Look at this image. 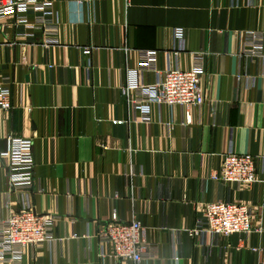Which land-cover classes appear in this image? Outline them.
I'll return each mask as SVG.
<instances>
[{
  "label": "crops",
  "instance_id": "obj_1",
  "mask_svg": "<svg viewBox=\"0 0 264 264\" xmlns=\"http://www.w3.org/2000/svg\"><path fill=\"white\" fill-rule=\"evenodd\" d=\"M50 1L58 45L44 48L42 33L19 37L30 31L13 19L0 32V82L9 77L12 93V109L0 110V153L9 136L33 140V210L56 216L63 240L27 247L23 264H136L102 257L111 250L99 237L114 210L122 223L140 220L160 245L154 261L139 264H264V182L239 188L210 178L232 150L254 157L263 178L264 60L242 52L246 33H264V0ZM177 28L188 48L180 69H190L191 53L205 55V103L188 110L190 124L183 108L167 105H152V122L142 124L122 86L138 50L158 51L167 69ZM9 172L0 158L1 217L27 194L10 190ZM219 201L249 205L263 233L192 234L205 205Z\"/></svg>",
  "mask_w": 264,
  "mask_h": 264
},
{
  "label": "built area",
  "instance_id": "obj_2",
  "mask_svg": "<svg viewBox=\"0 0 264 264\" xmlns=\"http://www.w3.org/2000/svg\"><path fill=\"white\" fill-rule=\"evenodd\" d=\"M30 13L34 14L30 20ZM13 19L16 25L23 26L29 33L20 34L22 38H33L36 33L45 36L44 48L59 44L60 17L50 0H0V32L5 22ZM186 31L174 30V47L166 52L169 61L164 71L158 67L159 52L156 50H138V67L129 70L122 93L129 106L139 113L137 121L142 124L152 122L151 106H179L186 111L185 123H191L188 110L191 107H202L205 103L202 80L205 75V55L191 53L192 63L189 70L179 68L180 56L188 51ZM246 44L242 56L264 60V33H246ZM1 50V45H0ZM92 48L84 49L90 55ZM171 57L176 61L171 63ZM91 62L88 72L91 70ZM152 72L157 80L153 84L144 81V74ZM264 77V64L262 66ZM11 79L4 77L0 82V110L12 109ZM216 109H213V117ZM0 158L8 160V184L11 191L27 193L19 201L21 208L9 212L6 217L0 216V263L23 264L25 249L33 250L51 247L63 241L54 234L58 218L51 214H36L32 205V191L36 187L34 179L33 140L20 136L7 138V149L0 153ZM264 160V157H263ZM255 158L230 151L223 157L219 171L211 174V180L235 184L239 188L251 187L264 182L257 174ZM38 185V183H37ZM252 208L244 203L214 202L207 203L201 216L197 219L194 235H216L228 237L234 234L263 233L261 227L252 224ZM75 221H72L74 225ZM102 246L110 248L102 257H112L117 261L129 260L136 264L154 261L160 252L157 242L149 241L147 229L142 222L133 218L129 223H122L117 210L111 215V221L99 237Z\"/></svg>",
  "mask_w": 264,
  "mask_h": 264
}]
</instances>
